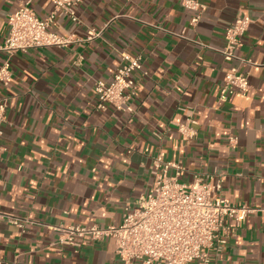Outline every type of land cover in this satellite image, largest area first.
Wrapping results in <instances>:
<instances>
[{
  "label": "crops",
  "instance_id": "1",
  "mask_svg": "<svg viewBox=\"0 0 264 264\" xmlns=\"http://www.w3.org/2000/svg\"><path fill=\"white\" fill-rule=\"evenodd\" d=\"M184 1L86 0L78 24L61 17L51 27L78 42L10 59V81L0 83L9 100L0 130V264H120L112 241L59 247L56 229L120 225L126 207L151 192L159 152L185 168L180 182L223 176L224 200L264 209V0H198L199 13ZM26 3L41 19L52 10L51 0H0V46L8 16ZM239 15L252 24L238 60L227 62L220 51ZM91 30L100 35L86 42ZM122 53L141 58L146 73L137 75L131 118L98 110L93 89L112 79ZM5 59L0 51V66ZM231 69L248 76L249 90L221 102ZM187 120L197 124L190 141L176 128ZM230 229L209 264H264V214Z\"/></svg>",
  "mask_w": 264,
  "mask_h": 264
},
{
  "label": "built area",
  "instance_id": "2",
  "mask_svg": "<svg viewBox=\"0 0 264 264\" xmlns=\"http://www.w3.org/2000/svg\"><path fill=\"white\" fill-rule=\"evenodd\" d=\"M52 10L46 18H39L29 3L10 14L7 19L8 34L0 51L6 56L0 66V83L10 81V59L16 54L43 48H67L78 42L73 36L62 37L51 31L57 18L65 17L72 24H78L77 9L86 0H51ZM183 7L199 13L204 7L198 0H186ZM199 15L191 20L196 25ZM252 20L247 15H239L226 30L224 48L220 54L227 62L238 60L237 50L242 46V38ZM100 35L88 32L86 42ZM121 63L109 82L94 84L96 108L126 114L131 118L135 113L133 101L141 77L146 76L141 58L121 55ZM249 64L246 60H239ZM249 90L247 75L231 69L223 78L219 90V100L225 102L235 94L245 96ZM9 100L0 98V130L6 123ZM196 122L187 120L177 124V132L190 141L196 136ZM236 138L229 137L230 145ZM0 144V157L4 153ZM185 168L177 162L165 160L159 152L151 164L153 187L149 194L141 196L135 204L127 206L118 226L100 227L71 225L56 229L59 236L55 245L78 250L80 243L112 241L115 255L120 264H209V251L217 242L224 245L230 234V224L239 227L251 214L263 213L264 209L235 206L220 196L223 176L194 175L189 184L180 182ZM8 222L19 229L23 221L9 218Z\"/></svg>",
  "mask_w": 264,
  "mask_h": 264
}]
</instances>
